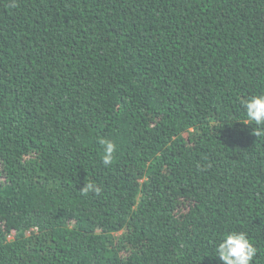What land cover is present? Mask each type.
<instances>
[{"label":"trees","instance_id":"16d2710c","mask_svg":"<svg viewBox=\"0 0 264 264\" xmlns=\"http://www.w3.org/2000/svg\"><path fill=\"white\" fill-rule=\"evenodd\" d=\"M261 91L264 0H0V264H264Z\"/></svg>","mask_w":264,"mask_h":264},{"label":"clouds","instance_id":"9594fccd","mask_svg":"<svg viewBox=\"0 0 264 264\" xmlns=\"http://www.w3.org/2000/svg\"><path fill=\"white\" fill-rule=\"evenodd\" d=\"M253 135L264 137V91L253 94L242 101ZM101 146L100 159L103 165L109 166L114 162L117 144L110 138H99ZM199 167V166H198ZM81 194L99 192L100 189L92 182L84 183L80 188ZM215 255H218L223 264H252L257 255V248L244 231H229L222 234L215 245Z\"/></svg>","mask_w":264,"mask_h":264}]
</instances>
